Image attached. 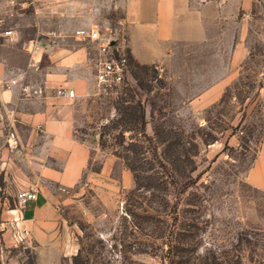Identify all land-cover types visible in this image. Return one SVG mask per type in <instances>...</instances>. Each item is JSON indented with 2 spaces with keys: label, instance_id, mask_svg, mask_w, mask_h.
I'll return each instance as SVG.
<instances>
[{
  "label": "rangeland",
  "instance_id": "1",
  "mask_svg": "<svg viewBox=\"0 0 264 264\" xmlns=\"http://www.w3.org/2000/svg\"><path fill=\"white\" fill-rule=\"evenodd\" d=\"M66 1L0 0V32L36 41L37 30L86 22L113 42L126 64L115 89L95 81L101 42L73 45L86 56L88 90L70 99L71 114L76 139L96 149L88 170L115 157L132 185L109 193L83 180L74 191L59 189L63 231L50 251L39 250L30 233L17 238L26 229L12 213L20 210L17 194H3L0 264H264L262 194L246 182L264 133V1L251 16L247 57L227 75L218 101L199 112L187 106L201 91L179 74L185 60L162 70L119 51V0H77L75 11Z\"/></svg>",
  "mask_w": 264,
  "mask_h": 264
},
{
  "label": "crops",
  "instance_id": "2",
  "mask_svg": "<svg viewBox=\"0 0 264 264\" xmlns=\"http://www.w3.org/2000/svg\"><path fill=\"white\" fill-rule=\"evenodd\" d=\"M258 1L119 0L113 6L118 49L137 65L162 70L185 60L179 74L192 76L187 84L201 91L187 106L199 112L218 101L228 84L227 75L247 57L246 39ZM78 6L77 0L64 4L71 11ZM119 20L125 24L119 25ZM88 25L81 22L46 33L37 30L36 41H21L15 32L0 39V199L3 194L36 192L35 202L12 213L19 212V225L43 251L58 244L63 229L56 208L61 201L59 189L74 191L83 180L84 185L109 193L132 185L129 172L115 157L105 156L98 171L88 170L96 149L76 139L71 100L56 94L59 88L73 90L75 97L88 90L86 56L72 49L74 44H84L74 33L92 27ZM219 43L224 49L219 50ZM219 58L228 59L220 73ZM32 61L39 67L37 73L31 69ZM24 83L29 85L30 97L20 92ZM9 127L19 139L14 152L3 147ZM246 182L262 194L264 207V133Z\"/></svg>",
  "mask_w": 264,
  "mask_h": 264
},
{
  "label": "built area",
  "instance_id": "3",
  "mask_svg": "<svg viewBox=\"0 0 264 264\" xmlns=\"http://www.w3.org/2000/svg\"><path fill=\"white\" fill-rule=\"evenodd\" d=\"M119 25H124L125 21L119 20L117 22ZM12 35V31L5 30L0 32V39L2 38H10ZM75 37L82 42H101L99 48V56L100 59L97 64V71L95 75V81L98 86L103 89H115L118 88L124 80V74L126 70L125 58L122 56L115 57L113 52V42L111 40L104 41L105 39L101 37L99 30L95 27H91L89 29H79L74 33ZM31 51L35 47V42H32L28 45ZM31 64V69L33 72L37 73L39 67L37 63ZM12 85L16 84V81L11 82ZM20 92L23 96L30 97L31 92L29 85L24 83L20 87ZM56 94L58 96L73 99L75 98V93L73 90H68L66 88H59L56 90ZM3 147L9 151L14 152L17 151L19 147V139L17 137L16 132L12 127H9L5 133L3 139ZM37 199V194L35 191L29 190L20 192L16 196V206L18 209L23 210L29 203L35 202ZM29 235V231L27 229H21L16 233L17 238L21 241Z\"/></svg>",
  "mask_w": 264,
  "mask_h": 264
},
{
  "label": "trees",
  "instance_id": "4",
  "mask_svg": "<svg viewBox=\"0 0 264 264\" xmlns=\"http://www.w3.org/2000/svg\"><path fill=\"white\" fill-rule=\"evenodd\" d=\"M140 122H141V124L144 123V118H143V117L141 118V121H140ZM191 157H192V156H191ZM169 159H171V158H169Z\"/></svg>",
  "mask_w": 264,
  "mask_h": 264
}]
</instances>
